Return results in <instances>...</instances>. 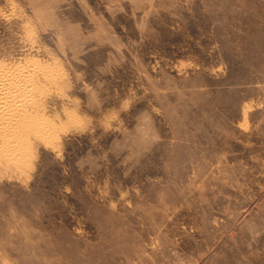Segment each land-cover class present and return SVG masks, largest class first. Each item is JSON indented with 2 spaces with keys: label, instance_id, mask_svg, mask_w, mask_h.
Listing matches in <instances>:
<instances>
[{
  "label": "rangeland",
  "instance_id": "374dc122",
  "mask_svg": "<svg viewBox=\"0 0 264 264\" xmlns=\"http://www.w3.org/2000/svg\"><path fill=\"white\" fill-rule=\"evenodd\" d=\"M0 264H264V0H0Z\"/></svg>",
  "mask_w": 264,
  "mask_h": 264
}]
</instances>
